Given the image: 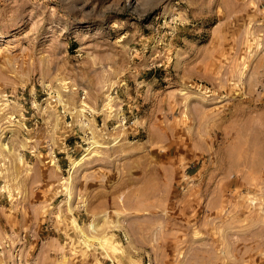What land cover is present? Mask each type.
<instances>
[{
	"label": "rangeland",
	"instance_id": "obj_1",
	"mask_svg": "<svg viewBox=\"0 0 264 264\" xmlns=\"http://www.w3.org/2000/svg\"><path fill=\"white\" fill-rule=\"evenodd\" d=\"M15 255L264 264V0H0Z\"/></svg>",
	"mask_w": 264,
	"mask_h": 264
},
{
	"label": "bare ground",
	"instance_id": "obj_2",
	"mask_svg": "<svg viewBox=\"0 0 264 264\" xmlns=\"http://www.w3.org/2000/svg\"><path fill=\"white\" fill-rule=\"evenodd\" d=\"M80 112H85V108L84 109H82ZM87 112V111H86ZM81 115H82V113H81ZM98 145V144H97ZM97 147V146H96ZM79 164V162H77L76 163V165H78ZM92 226V228L94 229V231H96V227L94 226V225H91ZM78 227V226H77ZM78 228H80V229H82L81 227H78ZM84 235V234H83ZM85 236V240H87V242H94L96 239L95 238H90V237H87L86 235H84Z\"/></svg>",
	"mask_w": 264,
	"mask_h": 264
},
{
	"label": "built area",
	"instance_id": "obj_3",
	"mask_svg": "<svg viewBox=\"0 0 264 264\" xmlns=\"http://www.w3.org/2000/svg\"><path fill=\"white\" fill-rule=\"evenodd\" d=\"M15 258H16V260H15V263L16 264H26V263H23V260L21 259V257H16V255H15Z\"/></svg>",
	"mask_w": 264,
	"mask_h": 264
}]
</instances>
